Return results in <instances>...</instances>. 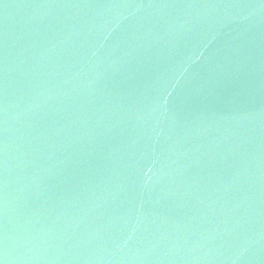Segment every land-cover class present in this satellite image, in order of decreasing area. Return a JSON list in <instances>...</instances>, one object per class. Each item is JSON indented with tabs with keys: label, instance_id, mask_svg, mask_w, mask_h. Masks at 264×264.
I'll list each match as a JSON object with an SVG mask.
<instances>
[{
	"label": "water",
	"instance_id": "1",
	"mask_svg": "<svg viewBox=\"0 0 264 264\" xmlns=\"http://www.w3.org/2000/svg\"><path fill=\"white\" fill-rule=\"evenodd\" d=\"M0 264H264V0H0Z\"/></svg>",
	"mask_w": 264,
	"mask_h": 264
}]
</instances>
